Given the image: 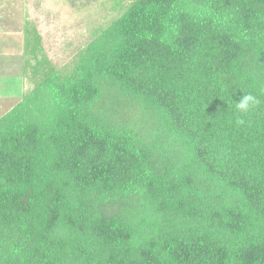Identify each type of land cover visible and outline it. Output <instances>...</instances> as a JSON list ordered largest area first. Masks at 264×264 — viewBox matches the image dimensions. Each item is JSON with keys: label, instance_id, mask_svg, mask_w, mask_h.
Instances as JSON below:
<instances>
[{"label": "trees", "instance_id": "16d2710c", "mask_svg": "<svg viewBox=\"0 0 264 264\" xmlns=\"http://www.w3.org/2000/svg\"><path fill=\"white\" fill-rule=\"evenodd\" d=\"M112 4L63 67L24 21L0 264H264V0Z\"/></svg>", "mask_w": 264, "mask_h": 264}, {"label": "rangeland", "instance_id": "374dc122", "mask_svg": "<svg viewBox=\"0 0 264 264\" xmlns=\"http://www.w3.org/2000/svg\"><path fill=\"white\" fill-rule=\"evenodd\" d=\"M112 1L0 0V117L28 88L21 73L24 21L36 26L47 59L63 67L86 44L94 26L116 15Z\"/></svg>", "mask_w": 264, "mask_h": 264}, {"label": "clouds", "instance_id": "9594fccd", "mask_svg": "<svg viewBox=\"0 0 264 264\" xmlns=\"http://www.w3.org/2000/svg\"><path fill=\"white\" fill-rule=\"evenodd\" d=\"M260 103H261V101L256 96H254L253 94L244 93L241 101L239 103H235L234 105H235V109L237 112L242 113V114H246L250 110L259 106ZM240 123H243V121L241 120Z\"/></svg>", "mask_w": 264, "mask_h": 264}]
</instances>
